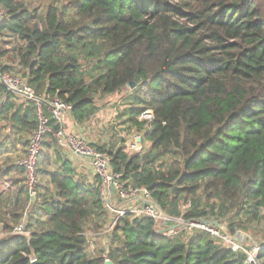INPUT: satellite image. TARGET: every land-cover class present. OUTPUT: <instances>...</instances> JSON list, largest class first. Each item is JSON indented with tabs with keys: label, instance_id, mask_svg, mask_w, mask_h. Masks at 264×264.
I'll return each mask as SVG.
<instances>
[{
	"label": "trees",
	"instance_id": "16d2710c",
	"mask_svg": "<svg viewBox=\"0 0 264 264\" xmlns=\"http://www.w3.org/2000/svg\"><path fill=\"white\" fill-rule=\"evenodd\" d=\"M58 1L39 15L24 0H0L7 15L0 23V59L9 55L11 63L2 60L0 67L9 71L19 59V72L36 92L71 104L70 116L78 124L100 110L97 95L127 88L131 127L142 131L140 115L154 113L151 130L142 136L151 142L150 150L142 156L124 145L94 146L109 154L126 187L147 186L162 209L173 192L174 205L179 197L201 192L211 210L214 201L220 203L232 231L239 228L243 210L245 222L259 219L264 209V0ZM5 37L17 39V45L5 48L11 41ZM3 111L16 125L29 123V108ZM51 124L37 159L38 178L45 175L46 181L38 179L36 204L25 224L29 235L11 232L30 202L24 184L11 191L4 212L16 224L4 225L0 264H104L102 253L87 254L84 235L94 214L101 219L91 227L95 230L107 220L99 187L79 182L71 160L57 164L62 146L55 131L61 125ZM51 150L57 154L53 169ZM170 153L182 158L179 168L153 166L154 156ZM207 215L191 203L182 216ZM154 225L152 218L122 217L108 257L115 264H244V254L222 248L208 232L168 236L156 233Z\"/></svg>",
	"mask_w": 264,
	"mask_h": 264
},
{
	"label": "built area",
	"instance_id": "2783aa9c",
	"mask_svg": "<svg viewBox=\"0 0 264 264\" xmlns=\"http://www.w3.org/2000/svg\"><path fill=\"white\" fill-rule=\"evenodd\" d=\"M6 18V11L0 5V23ZM5 63L4 65H11L8 62ZM13 67L20 68L19 59L16 63H13ZM16 68L5 71L0 67V86L5 90V96L0 100V109L6 96L7 98L11 96L15 103H30L36 111L37 126L29 139L24 155L16 161V166L23 170L24 182L28 189L30 202L25 211L24 219L14 226L11 231L12 233L18 232L29 235V232L25 231V224L27 221L26 215L36 204L35 199L38 185L37 159L45 135L53 131L51 122L54 121L61 125L55 131V136L61 146L69 148L75 156H79L82 162L91 165L95 177H99L96 185L99 187L100 197L105 208L111 214L110 224L113 225V228L127 214H130L132 218H152L155 221L153 229L158 234L173 236L187 233L188 231L190 233L205 231L222 248L244 254V264H264V257L260 256L264 243H254L250 246V244L246 243V236L237 237L238 233L236 232H234V235L230 234L231 231L229 230L230 227L227 224V219L222 220V222L207 217L186 220L182 215L175 216L165 213L147 186L129 185V187H126L122 180V173L112 168L109 154L89 145L80 131H69L66 129V121L72 109L71 104L60 100L58 97H50L47 93L38 94L29 83L28 78L20 72L15 71ZM45 107L50 115L46 114ZM153 120L154 113L152 110H146L140 115L139 121L144 122L143 130L139 131L135 127L136 131L133 130L136 132L135 140L131 142V145L128 144L126 146L127 150H139L141 148L142 139L140 137L145 132L151 130ZM224 223H226L225 226ZM84 235L86 237V232ZM85 249L89 256L100 254L97 247L89 244L87 237ZM102 254L105 258H108V253Z\"/></svg>",
	"mask_w": 264,
	"mask_h": 264
},
{
	"label": "rangeland",
	"instance_id": "374dc122",
	"mask_svg": "<svg viewBox=\"0 0 264 264\" xmlns=\"http://www.w3.org/2000/svg\"><path fill=\"white\" fill-rule=\"evenodd\" d=\"M27 4V6L30 9L36 8L37 13L39 15H43L45 12V9L47 5L51 3L53 0H24ZM59 0L58 2H60ZM8 38L10 43H4L2 46H4L7 49H12L14 46L17 45L18 40L12 39V37H5ZM5 58L7 60L9 59V55H5ZM82 62L84 72H87L88 68V62L85 61L86 57H82ZM16 68V67H13ZM21 69H17L15 71L19 72ZM22 74V72H20ZM3 91V89H1ZM128 90L125 88L122 92L115 93L107 96H101L100 94L96 96V104L101 109V115L98 117L95 115L91 119H88L85 121L82 127V131H80L81 135L84 136V138L87 140L89 145L92 147L94 146H104L106 149L111 148L110 146H113L114 144H118V146L124 145L125 147L129 144L131 145V142L135 140L136 130L135 127H131V124L128 122V115H129V106L130 102L127 99ZM21 103L22 106H25L24 102H18ZM29 108L28 111V117H29V123L22 127V125H16L14 124V121L9 119V116L7 117L6 114L1 113L0 116V196L3 200L2 203H0V236H3L6 234L4 231V225L5 223L9 224H16L12 219L5 216L4 212L8 208V204L11 203L12 197L9 195V192L14 190V181L16 184H19L18 187H23L24 182V173L23 170H21L18 166H16V161L19 157L24 155L27 145L29 143V139L36 128L37 124V117H36V111L35 108L30 107L29 105L25 106ZM22 107V108H25ZM25 108L24 110H26ZM46 109V107H45ZM23 110V111H24ZM22 111V112H23ZM46 114L50 115L46 109ZM74 128L76 124L74 123ZM80 125V124H79ZM9 127V128H8ZM79 130V128H76V130ZM135 130V131H133ZM142 133V132H141ZM10 134V135H9ZM138 134V133H137ZM143 135V134H142ZM48 139V138H47ZM142 139V137H140ZM126 142V144H125ZM116 146V145H114ZM95 148V147H94ZM151 148V142L147 139L142 140V146L139 150H128L130 154L139 152L142 156H145L147 152ZM2 151V152H1ZM55 154L54 152H51L52 160H51V169L54 168L55 164ZM79 158V156H77ZM154 163L153 166L155 167H161L163 170H169L173 168H179L182 165V158L179 156H175L173 153L165 154L161 156H154ZM76 158V157H75ZM76 165L77 169L75 168V174L77 177V180L79 182H84L86 185L93 184L96 185L94 175L92 172L93 168L88 163L82 162V160H77L76 158ZM10 168L7 172H5L6 169ZM40 177L38 178L40 180V184H44L46 181L45 175L40 174ZM133 184V181H132ZM9 185V186H8ZM92 186V185H91ZM6 190V191H5ZM173 196H175L174 192L171 194V196L168 198V206L167 208L163 209L165 213H168V211H172L171 213H177L180 212V214L183 215L188 209H190L191 203H197L200 205V209L202 211H205L208 215L207 218H211L213 220H216L218 222H222V220L226 219L225 214L226 212H221L219 208V202L214 201L215 203L211 202V206L213 203V210H211V207L206 205V202L203 198V194L201 192H198L196 197H188L186 200L183 197H179L178 202L174 205L173 202ZM172 197V199H171ZM103 203V202H102ZM105 207V206H104ZM186 207H189L186 209ZM230 212V213H229ZM230 214H235V211H229ZM107 214V220L102 227L99 230H95L93 227L94 223H98L101 221L96 214H94L93 221L91 223L90 228L86 230V237L89 241V244L93 247H97L100 253H108L109 248L114 245H117V242L113 241V225L110 224L111 214L106 210ZM29 214V213H28ZM110 216V218H109ZM248 213L247 209L242 211V214L240 215L239 220H235L239 222V228L236 231H231L230 234L234 235L238 233L237 237H244L246 236V243L252 244L254 243H264V209H262V216L251 222L247 223L244 220L247 218ZM26 220H28V215L26 216ZM237 222V223H238ZM229 225V222L227 223ZM226 223H224V226ZM16 226V225H15ZM181 234V233H180ZM178 234V235H180ZM191 234L190 231L187 233H182L181 237H186L187 235ZM121 233L117 235L116 240H120ZM109 258V257H108Z\"/></svg>",
	"mask_w": 264,
	"mask_h": 264
},
{
	"label": "crops",
	"instance_id": "0c3cea01",
	"mask_svg": "<svg viewBox=\"0 0 264 264\" xmlns=\"http://www.w3.org/2000/svg\"><path fill=\"white\" fill-rule=\"evenodd\" d=\"M2 60H3V63L2 64H6L5 62H8V63H10V61L9 60H7V59H5V58H1L0 59V62H2ZM5 60V61H4ZM11 64V63H10ZM1 89H3V88H0V100L2 99V98H4V96H5V90H3V91H1ZM111 96V95H110ZM104 97V96H103ZM25 106H27V105H29V104H24ZM11 107L12 108V111H15L17 108H19L20 109V111L22 112L25 108H27V107H25V106H22V104L21 103H15L13 100H12V98H11V96H8V98H7V96H6V99L4 100V102H3V106H2V108L4 109V108H6V107ZM22 107H25V108H22ZM30 107H32L31 105H30ZM0 109V116H1V113H3V114H6L5 113V111H3V109ZM101 109L98 111V112H96L95 114H94V116L95 115H97L98 117H100V115H101ZM93 116V117H94ZM92 118V117H91ZM90 118V119H91ZM76 124V126H75V128H74V125L73 124ZM80 124V123H79ZM78 123H76L73 119H72V116H68V118H67V121H66V129L67 130H69V131H73V130H76V128H79V130L78 131H82L81 129H82V127H81V125L83 126V123L82 124H80L79 125ZM9 128V127H8ZM10 135V134H9ZM84 137V136H83ZM1 141V140H0ZM125 144H126V142H125ZM114 145H116V147L115 148H117V147H119L118 146V144H114ZM114 145L113 146H110L111 148H114ZM121 146V145H120ZM2 152V151H1ZM51 152H54V153H56L54 150H51ZM59 154L61 155V158L59 159H57L58 160V162H57V164H60L62 161H64V160H66V159H69V160H71V162H72V166L74 167V169L76 168H78L77 167V165H76V158H77V160H81L80 158H78L77 156H75L70 150H69V148H66V147H64V146H62V147H60V149H59ZM1 156V155H0ZM55 158L54 159H56L57 158V154H55V156H54ZM76 157V158H75ZM56 165V164H55ZM93 173V172H92ZM93 175H94V173H93ZM94 179H96V177H95V175H94ZM95 182H96V180H95ZM18 185L19 184H16V182L14 181V190L13 191H17V189L19 188L18 187ZM2 191H4V190H2ZM1 191V192H2ZM6 191V190H5ZM0 192V193H1ZM9 195H11V191L9 192ZM3 202V200H2V198L0 197V203H2ZM175 215V214H174Z\"/></svg>",
	"mask_w": 264,
	"mask_h": 264
},
{
	"label": "water",
	"instance_id": "95a60500",
	"mask_svg": "<svg viewBox=\"0 0 264 264\" xmlns=\"http://www.w3.org/2000/svg\"><path fill=\"white\" fill-rule=\"evenodd\" d=\"M129 85H130V88H133L135 86V82L131 81ZM32 264H37V260H32ZM104 264H115V262L110 258H106L104 261Z\"/></svg>",
	"mask_w": 264,
	"mask_h": 264
}]
</instances>
